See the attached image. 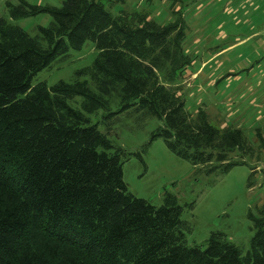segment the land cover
Segmentation results:
<instances>
[{"label":"trees","instance_id":"16d2710c","mask_svg":"<svg viewBox=\"0 0 264 264\" xmlns=\"http://www.w3.org/2000/svg\"><path fill=\"white\" fill-rule=\"evenodd\" d=\"M121 1L4 2L11 19L45 13L50 20L29 34L0 17V264H264V202L248 214L253 233L241 256L217 232L202 249L187 245L173 195L154 206L127 191L121 166L130 154L91 122L98 110L152 116L150 141L162 139L207 174L244 163L231 156L250 148L239 128H217L202 110H185L180 85L194 57L181 14L160 23L105 7ZM85 40L96 54L71 81L32 83Z\"/></svg>","mask_w":264,"mask_h":264},{"label":"rangeland","instance_id":"374dc122","mask_svg":"<svg viewBox=\"0 0 264 264\" xmlns=\"http://www.w3.org/2000/svg\"><path fill=\"white\" fill-rule=\"evenodd\" d=\"M5 1L0 0V17L29 34L50 20L45 13L11 19ZM27 2L60 4V0ZM105 7L113 15L120 10L145 12L160 23L173 19L178 11L184 46L194 57L187 68L192 75L180 85L185 110L190 115L202 110L214 127L239 128L250 148L247 154L231 156L244 163L207 174L171 154L162 139L150 141L158 125L152 116L131 109L113 115L98 110L89 116L91 122L114 146L130 154L121 166L127 191L154 206L164 193L173 195L182 207L180 219L189 228L187 245L202 249L209 234L217 232L244 256L253 233L248 214L256 215L264 202V0H122ZM95 54L93 42L85 40L79 49L69 50L38 71L32 83L69 82L74 71L90 64ZM116 109L111 107L112 112Z\"/></svg>","mask_w":264,"mask_h":264}]
</instances>
